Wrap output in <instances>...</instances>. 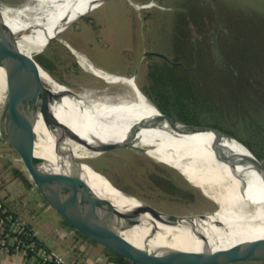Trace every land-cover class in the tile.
<instances>
[{
	"label": "rangeland",
	"instance_id": "1",
	"mask_svg": "<svg viewBox=\"0 0 264 264\" xmlns=\"http://www.w3.org/2000/svg\"><path fill=\"white\" fill-rule=\"evenodd\" d=\"M27 3L28 0H0V6L10 5L14 8L25 7ZM221 10L224 15L222 21H211L215 13ZM183 17H186V21H192L191 30L187 29ZM193 22L206 23L209 26L206 28L234 24L233 36H229L227 43L232 47L240 45V49L232 52V55L227 54L232 66H238L240 79L231 72L230 67L220 64L216 71L215 68L205 67L209 66L208 60L199 59L198 55L194 57L196 63L201 62V67L191 78L186 74L185 76L195 85L201 86V92L197 91L202 97L201 102L230 110L234 121L238 122L236 125H228L240 137L248 139L251 134L250 125L263 133L264 0H103L88 14L69 23L70 25L67 24L55 39L34 54H44L51 59L53 68L49 72L69 89L85 92L88 89L108 87L109 91L115 92L127 86L109 84L86 70L74 50L83 53L95 66L108 72L127 77L135 75L134 80L139 87V84L146 85L148 82L149 65L154 61L162 62V58L145 55L146 51L167 53L173 59L175 53L188 56L183 49L188 46V39L195 36L200 40H207L205 36L198 35L200 29ZM240 22L246 24L239 25ZM205 31L210 34L213 28L209 32L206 29ZM237 32L241 35L236 36ZM212 39L213 36L208 38L210 41ZM241 53H244L243 57L248 60V64L241 62L238 55ZM198 118L205 122L211 120L208 114L203 113ZM75 150L77 153H84L87 147L77 143ZM79 160L88 162L119 187L163 211L199 215L219 209L217 202L207 196L199 186L190 182L177 167L163 159H159L163 161L159 162L139 150L118 147ZM12 166L21 167L29 180L31 179L19 153L0 138V177ZM154 171L169 176L184 189L186 195L165 192L152 181L151 174ZM0 183L2 186V182ZM34 190L35 193L32 190L27 191V199L32 198V192L40 196L36 187ZM5 194L7 191L0 188V197L3 198ZM21 198L22 196L19 199ZM32 202L29 201L27 209L31 214L37 211V220L33 219L35 225L60 254L65 257L72 256L83 264H88L87 261L91 264L113 262L105 248L95 242L91 245L89 240L78 237L77 239L86 243V248H81L79 243L74 247L72 240L74 235H78L68 233L70 227L60 214L46 202L35 205V210ZM27 218L30 220V215ZM62 233H67V236L62 237ZM101 255H104L103 259L99 260ZM239 264H264V261L251 260Z\"/></svg>",
	"mask_w": 264,
	"mask_h": 264
},
{
	"label": "bare ground",
	"instance_id": "2",
	"mask_svg": "<svg viewBox=\"0 0 264 264\" xmlns=\"http://www.w3.org/2000/svg\"><path fill=\"white\" fill-rule=\"evenodd\" d=\"M102 1L28 0L27 6L22 8L0 6V15L14 31L19 49L30 59L67 24L88 14ZM74 53L80 64L94 75L109 84L127 86L115 92L108 87L70 91L45 68L29 66L36 93L50 97L51 110L68 125L65 134L71 147L72 164L101 195L112 200L107 207L86 208L87 213L129 226L123 234L140 246L205 250L264 237V178L250 163L252 157L247 146L215 130L182 128L156 119L159 109L143 94L134 77L108 72L95 66L83 53L77 50ZM4 88V69L0 67V98ZM36 133L38 155L56 161V167L64 161L69 165L56 153L54 137L41 116ZM127 137H132L136 145L147 147L149 155L177 167L190 182L214 199L219 209L176 225L136 216L131 210L137 203L133 198L114 188L110 180L88 162L79 160L110 150V142ZM77 143L87 150L77 153ZM114 205L118 209H114ZM151 231L155 236L147 243L145 238Z\"/></svg>",
	"mask_w": 264,
	"mask_h": 264
},
{
	"label": "water",
	"instance_id": "3",
	"mask_svg": "<svg viewBox=\"0 0 264 264\" xmlns=\"http://www.w3.org/2000/svg\"><path fill=\"white\" fill-rule=\"evenodd\" d=\"M145 55L156 56L171 64L184 67L182 61L173 60L167 53L146 51ZM30 65L43 67L36 58L28 59L22 53L16 43L14 31L0 15V67L4 69L5 77L4 93L0 98V130L2 131L0 138L19 153L42 198L60 214L68 226L83 237L135 264H239L251 260L264 261V237L259 240H242L226 247L205 250L171 246H140L123 234L124 230L130 228L129 226L87 213L86 208L107 207L112 203V200L101 195L79 168L72 164L71 147L65 134L68 125L62 122L51 110L52 99L48 96H38L36 93L29 72ZM132 77L135 78L136 76L133 75ZM39 116L43 118L54 137L56 153L62 159L67 160L69 165H66L64 161L56 167V161L36 153V125ZM156 119L182 128L215 130L246 146L236 137L219 128L188 124L161 111ZM73 136L79 138L78 135ZM110 144L112 145L111 149L130 147L163 162L149 155L147 147L136 145L132 137H127L122 141L110 142ZM250 152L252 157L250 163L264 178V163L251 150ZM110 183L125 196L133 198L137 202L131 207V210L138 217H148L156 222L176 225L183 220H192V218L207 215H180L171 211H163L124 190L111 180ZM113 207L118 209L115 205ZM200 235L203 237V233ZM154 236V232H149L145 241L149 243V240Z\"/></svg>",
	"mask_w": 264,
	"mask_h": 264
},
{
	"label": "trees",
	"instance_id": "4",
	"mask_svg": "<svg viewBox=\"0 0 264 264\" xmlns=\"http://www.w3.org/2000/svg\"><path fill=\"white\" fill-rule=\"evenodd\" d=\"M222 10L215 13L214 18H211V21H216L217 19H221L223 17ZM186 17H183V21H185V25L187 29L191 30V22L186 21ZM222 21V19H221ZM195 23V22H193ZM246 23H239V25H244ZM232 25L234 24H224L219 25L217 28H213V32L208 34L204 30L210 31L212 28H206L208 25L206 23H195L199 30V34L201 36H205L207 40H203L198 37L187 40L188 46L183 48L188 56L184 54H174L173 60L182 61L184 66L188 69L184 68L180 65H174L169 63L168 61L162 59V62L154 61L149 65L148 70V82L146 85L139 84V88L141 91L149 98V100L154 103L161 112L170 115L180 121H183L188 124L194 125H206L215 128H219L232 136L236 137L242 143H244L253 154L264 163V132L257 131L254 127L250 125L251 134L248 139H244L240 137L228 124L231 123L236 125L238 120L234 121L233 114L230 110H226L224 107L219 105H208V103L201 102V95L198 94L201 92L199 87L192 83L191 80L186 78L185 74L190 76V78L199 70L201 67V62L195 61L194 57L198 55L199 59L208 60L209 66H205L206 68L212 67L218 71V67L220 64L225 65L226 67H230L231 72L236 74L235 76L240 79V71L238 66H232L230 63V57L227 56L228 53L232 55V52L240 49V45L237 44L233 46L227 43V40L232 34ZM238 25V24H237ZM205 27V28H204ZM209 27V26H208ZM211 27V26H210ZM215 33V34H214ZM236 36L241 35L239 32L235 33ZM218 37L219 41H210L209 37ZM230 36V37H229ZM183 46H181L182 48ZM205 49V50H204ZM197 52V53H196ZM194 53V55H193ZM196 53V54H195ZM37 55V54H36ZM35 55V58L38 62L47 69V71H51L53 68L52 60L47 58L44 54ZM242 63L246 62L248 64V60L243 57L244 53L238 54ZM244 61V62H243ZM204 67V66H203ZM193 68V69H192ZM210 68V69H212ZM50 73V72H49ZM210 73V72H209ZM51 74V73H50ZM205 96V95H204ZM203 114H208L211 117V120L201 121L198 116ZM98 170V169H97ZM12 175L15 178H18L22 184L24 185L26 191L30 190L34 185L31 180H29L28 175L19 167L12 166L10 168ZM100 171V170H98ZM152 181L160 186L165 192L174 193L178 195H186L184 189L174 183L171 178L167 175L160 174L157 171L151 174ZM8 197H0V201L5 203V206L9 209V211L14 212L15 215H21L22 210L17 209V207H12L11 201H7ZM10 222H7L9 224ZM28 232L32 233L35 230L34 225L31 222L27 223ZM77 235L83 239L89 240L83 237L81 234L77 233ZM27 242L31 240H35L37 243H46L40 236L29 235L24 238ZM91 241V240H89ZM93 242V241H91ZM47 244V243H46ZM107 255L110 260L117 264H135L130 260L121 257L108 249L105 248ZM74 264H83L79 263L78 260Z\"/></svg>",
	"mask_w": 264,
	"mask_h": 264
},
{
	"label": "built area",
	"instance_id": "5",
	"mask_svg": "<svg viewBox=\"0 0 264 264\" xmlns=\"http://www.w3.org/2000/svg\"><path fill=\"white\" fill-rule=\"evenodd\" d=\"M7 222L10 223L7 224ZM28 222L22 214L15 215L14 212L9 211L4 202L0 201V250L21 253L30 264H74L76 262L72 256L65 257L46 243L39 244L35 240L27 242L24 238L29 235L40 236L36 229L33 234L28 232L26 228ZM65 236L66 234L62 233V237Z\"/></svg>",
	"mask_w": 264,
	"mask_h": 264
},
{
	"label": "crops",
	"instance_id": "6",
	"mask_svg": "<svg viewBox=\"0 0 264 264\" xmlns=\"http://www.w3.org/2000/svg\"><path fill=\"white\" fill-rule=\"evenodd\" d=\"M19 168L22 169L21 167H19ZM0 182H2V186L0 183V188H4L7 191V194H5V196H4V197H8L7 201L13 200L11 203V206L17 207V209L22 210V215L29 222H31L34 225L35 229L39 232L40 237L48 245H50V243H48V240L43 236L41 229L39 227H37V225H35V222L33 221L34 218L37 220V211H36V213L31 214V213H29V211L27 209V206H28L30 200L33 201L32 206L34 205L35 210L37 209L35 205H37V204L41 205L45 202V200L42 198L41 195L39 196V195L34 194L35 193L34 192L35 186L30 189L32 191L34 190L33 191L34 193L32 192V198L30 197L31 199H27L26 196H27L29 191L27 192L24 185L22 184V182L18 178H15L12 175L10 168L6 169L4 171V175H2V177H0ZM21 196H22V198L19 199ZM27 215H30V217H31L30 220L27 218ZM68 233H70L72 235L77 234V232L75 230H73L71 227L69 228ZM74 237L75 238L72 240L73 246L76 247V244L79 243V244H81V248L85 249L86 243L81 241L80 239H77L79 236L74 235ZM92 243L93 242L90 241L91 245H93ZM51 247H53V246H51ZM103 256L104 255L99 256V260H101V258L103 259ZM74 259L77 260L76 258H74ZM87 263L91 264V262H88V261H87ZM0 264H30V263L24 258V256L21 253L7 252L5 250H0Z\"/></svg>",
	"mask_w": 264,
	"mask_h": 264
},
{
	"label": "flooded vegetation",
	"instance_id": "7",
	"mask_svg": "<svg viewBox=\"0 0 264 264\" xmlns=\"http://www.w3.org/2000/svg\"><path fill=\"white\" fill-rule=\"evenodd\" d=\"M218 39V37H217V35L216 36H214L213 37V39H212V41H215V40H217ZM169 55V54H168ZM186 69H188V68H186ZM193 69V68H192Z\"/></svg>",
	"mask_w": 264,
	"mask_h": 264
}]
</instances>
